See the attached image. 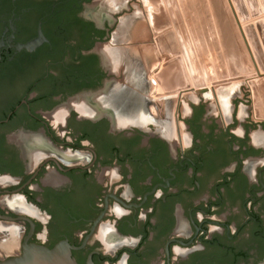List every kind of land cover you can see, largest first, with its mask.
<instances>
[{"label":"flooded vegetation","instance_id":"flooded-vegetation-1","mask_svg":"<svg viewBox=\"0 0 264 264\" xmlns=\"http://www.w3.org/2000/svg\"><path fill=\"white\" fill-rule=\"evenodd\" d=\"M156 38L141 0H0V261L264 264V109L156 95Z\"/></svg>","mask_w":264,"mask_h":264},{"label":"water","instance_id":"water-1","mask_svg":"<svg viewBox=\"0 0 264 264\" xmlns=\"http://www.w3.org/2000/svg\"><path fill=\"white\" fill-rule=\"evenodd\" d=\"M141 1L160 51L150 71L159 66L161 58L167 59L156 75V95L192 92V87L207 92L209 83L215 93L222 88L233 90L253 78L257 69L260 77L247 85L253 92L257 115L262 114L264 18L260 17L264 0H209V7L206 0ZM151 48L143 49L147 61ZM80 248L67 241L51 249L26 241L21 254L0 264H78L72 251Z\"/></svg>","mask_w":264,"mask_h":264},{"label":"rangeland","instance_id":"rangeland-1","mask_svg":"<svg viewBox=\"0 0 264 264\" xmlns=\"http://www.w3.org/2000/svg\"><path fill=\"white\" fill-rule=\"evenodd\" d=\"M206 1H207V4H208V7H209V6H210V5H209V2H208L209 0H206ZM260 18H264V13L261 15ZM213 19H214V18H212V20H213ZM253 21H255V19H253L252 22H253ZM213 22H214V20H213ZM141 23H142V20H138V23H137L138 25L136 24V27L139 26V25L141 26ZM140 26H139L138 28H141ZM171 26H172V24H171ZM136 27H135V28H136ZM140 31H141V30H140ZM187 32H188V31H187ZM187 34H188V33H187ZM188 35H189V34H188ZM145 36L148 37V35H145ZM250 57H251V55H250ZM209 58H211V55H209ZM211 60H212V58H211ZM254 77H255V78H254ZM254 77H253V78L246 79L245 82H243L242 87H240V92L249 91V88H248L249 86H248V85H249L250 81L253 80V79H257L258 75L256 74ZM247 84H248V85H247ZM207 87L209 88V87H212V86H211V84L209 83ZM193 88H194V87H193ZM194 90H195V89H194ZM152 91H153V90H152ZM217 92H218V91H217ZM227 92H228V91H227ZM188 97H189V96H188ZM240 97H243V96L240 95ZM233 98L236 99V98H237V95H235Z\"/></svg>","mask_w":264,"mask_h":264},{"label":"bare ground","instance_id":"bare-ground-1","mask_svg":"<svg viewBox=\"0 0 264 264\" xmlns=\"http://www.w3.org/2000/svg\"><path fill=\"white\" fill-rule=\"evenodd\" d=\"M252 20H253V19H252ZM171 24H172V21H171ZM143 25H145V24H142V23H141V26L139 25L140 27H142V28H139L140 30H144ZM172 25H173V24H172ZM145 26H146V25H145ZM172 29H173V28H172ZM148 30H149V28H148ZM146 31H147V28H146L145 32H146ZM173 31H174V29H173ZM136 32H137V30H136ZM138 34H139V32H138ZM141 35H142V34H141ZM141 35H140V36H141ZM145 35H147V34L144 33V36H145ZM142 37H143V35H142ZM145 37H146V36H145ZM143 40H144V39H143ZM145 40H146V39H145ZM141 41H142V39H141ZM144 42H145V41H144ZM250 55H251V54H250ZM251 57H252V55H251ZM256 74L258 75V78H259V77H260V76H259L260 74H259V72H258L257 69H256V72H255V75H256ZM261 75H262V77H264V74H261ZM254 78H255V77H254ZM249 86H250V84H249ZM192 89L194 90L193 87L191 88V90H192Z\"/></svg>","mask_w":264,"mask_h":264},{"label":"crops","instance_id":"crops-1","mask_svg":"<svg viewBox=\"0 0 264 264\" xmlns=\"http://www.w3.org/2000/svg\"><path fill=\"white\" fill-rule=\"evenodd\" d=\"M258 78V77H257Z\"/></svg>","mask_w":264,"mask_h":264}]
</instances>
